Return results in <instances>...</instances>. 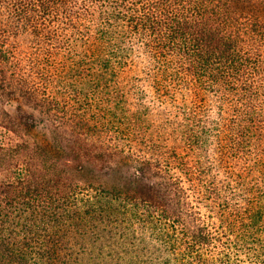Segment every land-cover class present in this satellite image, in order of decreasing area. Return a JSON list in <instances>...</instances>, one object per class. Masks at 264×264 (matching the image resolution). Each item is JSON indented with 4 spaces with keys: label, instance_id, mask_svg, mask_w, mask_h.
<instances>
[{
    "label": "trees",
    "instance_id": "1",
    "mask_svg": "<svg viewBox=\"0 0 264 264\" xmlns=\"http://www.w3.org/2000/svg\"><path fill=\"white\" fill-rule=\"evenodd\" d=\"M0 264H264V0H0Z\"/></svg>",
    "mask_w": 264,
    "mask_h": 264
},
{
    "label": "rangeland",
    "instance_id": "2",
    "mask_svg": "<svg viewBox=\"0 0 264 264\" xmlns=\"http://www.w3.org/2000/svg\"><path fill=\"white\" fill-rule=\"evenodd\" d=\"M5 109L10 113V114H15L16 113V103L11 102L6 105ZM36 117V116H35ZM38 120L40 121V118L37 117ZM38 121V126L37 129L35 130V136L39 139L45 138L47 135V125L44 122L39 123ZM100 177V176H99Z\"/></svg>",
    "mask_w": 264,
    "mask_h": 264
}]
</instances>
